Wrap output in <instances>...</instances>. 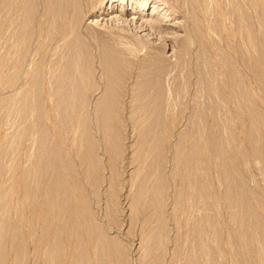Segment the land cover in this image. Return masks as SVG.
<instances>
[{
	"label": "rangeland",
	"instance_id": "rangeland-1",
	"mask_svg": "<svg viewBox=\"0 0 264 264\" xmlns=\"http://www.w3.org/2000/svg\"><path fill=\"white\" fill-rule=\"evenodd\" d=\"M23 1L0 0V96L14 89V87L11 89L8 87L7 89L6 86H2V82L3 74L5 73L4 69L11 74L14 71V63L17 59H20L23 65L21 70H19V79L21 81L19 80L17 85L21 82L23 85L27 79L31 81L30 76L34 75V77L37 76L42 80L41 89H47L50 75L56 71L55 64L56 62L58 63L60 56L58 53L62 52L61 45H59L62 41L59 35L55 32L49 35L48 31L44 32V29H39V27L31 36L28 45L22 47L23 45L21 44L22 46L18 45L19 48H16V30H18L16 21L19 22L20 19L24 20L25 18L26 20L31 19L27 12L25 14L29 15V18L26 15V17L24 16L25 18L22 16L24 13H22L23 10L20 7L22 4L20 2ZM40 2L41 0H36V15L38 17L44 11ZM109 2L117 6L119 10L108 9L106 11ZM78 3L84 12L80 32H83L86 23L92 20L91 22L96 25L94 27L97 30L112 29L116 35H121L125 40L127 39L131 50L138 51L142 45L145 44L147 46V41L154 43L153 50H151L153 53H150L154 54V51L160 48L170 62L169 70H166L167 72H165L163 79L166 98L165 103H162L163 130L162 133L160 132L162 167L164 168L161 171L164 175L163 192L165 191L160 201L162 219H159L156 213V200L153 197L146 196V191L140 189L135 176L137 172L145 170L147 143L151 140L150 136L145 137V145L141 143L140 146L139 141L142 139V134H140L139 128L142 121L137 117L135 118L133 113L131 114L133 112L131 107L133 108L134 103L127 96V92L130 90L129 84L134 77L135 68L127 67L123 74L125 82L120 91L124 96H121L117 102L118 121H114L117 140L112 146L105 141L102 128L98 127L96 120L92 117V106L94 105L92 100H95L102 87L101 85L99 86L101 83L98 82L100 70L97 65V54L96 51L91 50L90 69H94L96 78L94 83H98L97 88L96 86L94 87L96 89L93 92L94 96L90 97L91 101H88V110L89 112L92 111V113H88L89 130L96 142L93 146L94 150L96 149L95 153H97L99 163L95 171H93V179L85 173V165L88 164V161L83 159L82 155H77L73 142V138L78 137L81 133V129L77 126L79 125L80 106H76L68 114L57 112L55 110V98L49 99L45 93H43L41 98V120L49 138L52 142L55 141L59 145L61 144V148L69 160L71 159L72 164L74 163L72 175L67 176V178L69 177L68 184L72 185L74 189L75 186L82 189L87 205L91 210V218H93L103 233H107L108 237L115 239L120 245V249H114L113 252V257H115L117 264H183L184 262L186 263L189 251L195 261H197V264H208L210 261L205 257L207 255L204 250L201 256L200 253L195 255V252L191 251L192 247L190 246L195 238L194 229L200 220L202 221V239L206 247L215 254V264H261L258 256L255 254L250 256L243 250L240 244L241 232L237 225L229 219L233 217L232 214L236 208L232 207L231 200H226L224 196L227 182L221 178L222 173L220 170H222V167L217 165L219 163H215L214 160L218 134L214 131L212 124L215 119L222 125L223 131H221L220 136L226 145L223 156L234 167L236 183L240 186L242 185L246 191L249 190L253 204L256 205L255 200L264 202V83L260 82V80H264V0H160V8L164 7L166 15H170L169 17H166V15L163 17L164 19L166 18L167 25L162 30H159L157 26L146 25L143 31L134 27V25L124 24L114 26L116 29L114 27L110 28L109 21L107 22L110 14L129 18L131 16L129 10L133 8L131 0H78ZM239 8L242 9V12H245L248 18L250 30L255 40L254 45L244 34L239 17ZM145 10L146 12L149 11L147 8ZM136 14L134 13V15ZM44 19L45 16L41 19L42 27L44 26ZM94 19H98V23H93ZM186 37L188 38V43L184 47L182 40ZM181 44L182 46H180ZM135 47H139L137 48L138 50ZM201 50L208 59V73L206 76L209 78L201 77L196 71V57L198 56V51ZM140 56L141 54L138 55V58ZM253 61L255 63L254 66L251 65ZM228 67H233L232 69L236 72L237 82L242 84L241 86L253 98V106L261 118L259 137L256 139V149L254 148L256 155H252V147L249 146L246 135L250 118L242 108L241 110H236V99L230 94L233 86L225 73ZM170 69L173 70L171 71ZM256 75L260 79V84L256 80ZM168 78L172 80L167 81L169 80ZM21 84L20 86H22ZM179 85L183 88L181 89ZM171 86H173L172 89L175 88L176 90H172ZM88 90L92 91L93 87L90 89L89 86ZM121 92L120 94H122ZM192 103H198L200 106L205 103L207 118L203 120V123L205 122L204 124H206V136L209 140L206 153L200 154L201 162L198 165L199 168L196 167L195 171L192 170L193 172L188 174L185 168L183 169L182 167H184L183 163L186 162L187 154L185 155V153L191 145L190 142L195 140L198 149L204 144L200 136H191V138L189 137L187 141L182 143L183 145H177L176 134L188 123L191 106H193ZM35 107L36 103L33 101L27 104L26 109L16 101H9L0 109V217L5 216L8 219V223L5 226L8 227L5 229L2 241L0 239V264H13V259H16L20 264H34L37 259L39 264L42 262L41 253L43 249L36 252L37 249L33 247V243L39 239V233L44 224L37 215L34 216L35 218L32 216V205L30 207L22 196L24 184L19 183L20 175L26 170L30 171L31 174L35 165L31 157H34L35 140L38 131L35 123L37 114ZM215 111L216 118L212 115ZM172 114H175L173 120H171ZM210 115L212 116L210 117ZM138 146L140 150L137 148ZM179 147L183 148L180 149ZM177 148L179 149L177 150ZM140 161L143 162L141 163ZM15 175H17L16 178ZM189 176L191 180L195 176L197 179L196 185L191 180L189 182L186 181ZM85 178H88V180ZM153 179L152 177L149 181ZM194 187H198L201 190L200 196L197 197L198 192H196ZM109 188L111 190L110 193H108ZM36 200L34 199L35 202L39 201ZM2 203H7L6 208L2 206ZM32 217L35 220L34 225L33 222L31 224L34 228L31 229L29 221H31ZM67 217L68 215L63 216V218ZM210 217L214 221V227H216L215 233L211 232L209 225L206 223L207 218ZM78 220L80 221V219ZM55 222L56 220L50 221V232L54 230ZM246 222L248 228V219H246ZM162 223L165 226V232L161 239V245H159L160 248L159 246L148 247L146 243L151 232L157 227H161ZM150 230L151 232H148ZM33 231L35 233L34 236H32ZM77 231L79 236L82 237V251L85 256V263L96 264L95 256L93 258V255H95L94 243L90 241L91 237L87 234L81 222H78ZM50 235L52 236L51 233L46 235L47 237L45 236L46 238H43L42 242L49 239ZM62 240H64V234L62 235ZM145 249L147 250L145 251ZM62 253L60 258L62 264H69V249H64ZM199 256L201 258L204 256V258L201 259ZM39 259L41 260L40 262ZM103 259L108 264L111 263L109 257L103 256ZM55 263L57 264L58 261Z\"/></svg>",
	"mask_w": 264,
	"mask_h": 264
},
{
	"label": "bare ground",
	"instance_id": "bare-ground-1",
	"mask_svg": "<svg viewBox=\"0 0 264 264\" xmlns=\"http://www.w3.org/2000/svg\"><path fill=\"white\" fill-rule=\"evenodd\" d=\"M20 3L22 4V5L19 4L21 5L20 6L21 10H23L22 13H24L22 14V16L24 17L26 15L25 12H27V14L31 16V19L28 17L29 15L28 16L26 15L29 19L26 20L25 18L26 16H25L24 20L20 19L19 22L16 21L18 23L17 24L18 30H16V41H15L16 46H17L15 47L17 49L19 48L18 45L22 44L23 45V46L21 45L22 47H24L25 45H28V41L30 40L33 33L36 31L37 27H39V29L43 28L44 32L48 31L49 35L50 33L55 32L56 34L59 35L62 41L61 44H59L61 45L62 52L58 53V55L60 56L58 59V63L56 62L55 64L56 71H54L53 74L51 73L50 75L51 77L49 79L47 89L46 88L41 89L40 84L42 80L38 78L37 76L34 77V75L30 76L31 81L27 79L23 83V85L21 84L22 82L20 83L22 86H20V84L17 85L18 81L19 80L21 81V79H19L20 77L19 70H21V66H23L20 59H19L20 61L18 59L15 60L14 71L11 74L8 73L5 69H4L5 73L3 74L2 86H6L7 89L8 87L10 89L14 87V89H12L11 92L2 94L0 96V109L1 107H4L6 102H9V101H16L20 103L21 105H23L25 109L27 107V104L30 101H33L36 103L35 112L37 114H36L35 123H36L38 131H37V134H36L37 137L35 140L34 157L30 155L32 159L34 160L35 165H34V168L32 169L31 174H30V171L26 170L23 173L21 172L22 174L19 177V183L24 184V192L22 194L23 199L28 202L30 207L32 205L31 207L32 216L34 217L37 215L38 218L41 219L44 224L42 225L41 231L39 233V239L33 243L34 245L33 247L37 249L36 252L43 249L41 253L42 254L41 264H56L55 263L56 261H58L57 264H62V260L60 258H61V255L63 254L62 252H64V249H67V248L70 251L69 264H86L85 256L82 251V244H83L82 237L79 236L78 231H77L78 222L79 223L81 222L84 225L85 230L87 231V234L91 237V240L90 239L89 240L93 241L94 243L95 255H93V258L95 256L94 260L96 264H108L103 259V256L109 257L110 262H111L110 264H117L115 257H113L114 256L113 252H114V249H120L119 248L120 245L116 242L115 239L108 237L106 235L107 233L106 234L103 233L100 227L95 223L93 218H91V210L89 206L87 205V202L85 200V195H83L82 189H80L79 187L77 188L76 186L74 189L72 185L68 184L69 177L67 178V176L72 175L74 163L72 164V162L70 161L71 159L69 160L68 156L61 148V144L59 145L55 141L52 142L51 139L49 138L43 126L44 124H42L43 122L41 120V114H42L41 98H42L43 93H45L46 97L49 99L55 98V101H56L55 110L57 112H63V113L68 114V113H71V111L76 106L78 105L80 106L81 110L79 109L80 115L78 116L79 125L77 126L81 129V133L79 134L78 137L73 138V142L76 147L75 151L77 155H82V158L88 161V164L85 165L86 170L84 171L88 175V177L91 176L90 178H92L93 171H95V168L97 167V165H99V163H98V156L96 155L97 153H95L96 149L94 150V146H93V144L96 142L93 139L94 137L91 136L90 130H89V114L90 112L92 113V111L89 112L88 110L89 109L88 101H91L90 97L94 96L93 92H95L96 90L94 89V87L96 86L97 88V84H98L96 82L94 83V79H96L94 75V69H90L91 50L96 51V54H97V58H98L97 65L100 70L98 82L101 83L99 84V86L101 85L102 87L101 91L98 92V94L96 95L95 100H92L94 102V105L92 106L93 107L92 117H94V119L96 120L98 127L102 128L103 133L105 135V141L112 146H114L117 140L116 133H115L116 125L114 123V121L115 122L118 121L117 102H118V99L121 98V96H124V94L120 91V88L125 82L123 78V74L126 71L127 67H134L135 73H134L133 79H131V82L129 84L130 90L129 92H127V96L132 101V103H134L133 108L131 107V109H133V112H131V114L133 113V116L135 118L137 117L141 119L142 121V124L139 128L140 129L139 132L140 134H142V139L139 141L140 146H141V143L142 145L143 144L145 145L146 143L145 140L148 136L151 137L150 142L147 143L148 150H147V156L145 159L147 161L146 167L144 168L145 170L141 172L140 171L137 172L135 176L138 180L140 189L146 191L147 193L146 196L153 197L156 200L155 202L157 204L156 213L158 214L159 219H162V216L160 215V212H161L160 211L161 210L160 201L165 191L163 192L164 175L162 174V171H161L164 168L162 167L163 158L161 155L160 132L162 133V130H163V127H162L163 117L161 116L162 110H163L162 103L165 101V98H166L165 93H164L165 85H164L163 79H164L165 72H167L166 70H169L168 68L170 67V62L164 55V52L162 51V49L160 48L154 51V54L150 53L152 52L151 50H153L152 47L154 43L147 41V46L149 48L144 44L140 48L137 47L139 48V50L135 47L138 51L131 50V48L128 46L129 44H128L127 39L125 40L123 36L121 35H116L115 31H112V29L110 30L106 29L105 31L97 30L94 27L95 24L94 25L92 24L91 22L92 20L90 22H87L86 26L84 27V31L80 32L81 23H82V15L84 14V12L80 8L78 0H41L40 4L43 6L44 11L43 13H41L43 15L41 16L40 14L39 17L36 15V12H37L36 0H24L23 2H20ZM131 3L133 4L132 5L133 8L129 10L130 11L129 13L131 14L129 18H122V17H119V15L116 16L115 14H112V15L110 14V16L107 18V22L109 21L110 28L114 26L116 27L119 24H124V25H134V27L141 29L143 31L146 25L157 26L159 30H162V28L165 27V25H167L165 21L166 18L165 19L163 18L166 15V10L163 9L164 7L160 8L161 6L160 0H155L151 2L147 0H131ZM113 5L114 4L109 2L106 8V11H108V9H115V11L119 10L117 6L115 5L113 6ZM146 8L149 10L148 12H146L145 10ZM34 9H35L34 11L35 13L33 12ZM239 11H240L239 17L242 23L241 25L243 26V29H244V34L250 40V42L253 43L252 45H254L255 40H254L253 33H251V30H250V23L248 21V18L245 15V12H242V9L239 8ZM134 13H137V14L134 15ZM99 15L101 14L99 13ZM43 16H45V19L43 21L44 26L42 27L41 19ZM169 16L166 15V17H169ZM36 17L38 18L36 19ZM35 19H36V22H35ZM97 20L98 19H94L93 23L95 22L98 23ZM214 26L217 27L216 24H214ZM45 37H48V36H45ZM187 40L188 38L186 37L184 40H182L183 42L181 41L185 45L184 47H186V44L188 43ZM180 46H182V44ZM140 54L141 56L140 58H138V55ZM197 55L198 56L196 57V63H195L196 71L201 77L203 76L207 77L206 75L208 73V59L206 58L202 50L198 51ZM178 58L180 57L178 56ZM251 65L252 66L255 65L254 61ZM232 68L228 67L227 70L224 69L226 70L225 73L227 74V77L229 78L231 85L233 86V89H231L230 94L232 95V97L234 96L236 99V110H241L242 108L243 111H245L250 118V124L247 129L248 132L246 135H247L248 143L250 144L249 146L252 147V155H256L254 148H255L256 139L259 137V131H260L259 124H260L261 118H260L258 111L253 106V100H252L253 98L249 95V93L245 90V88L241 86L242 84H239L237 82L236 72ZM171 71H168V72H171ZM171 75L169 76L171 77ZM168 79L169 80L167 81L172 80V79L170 80V78ZM205 80L207 81V79ZM256 80L259 84L260 82L264 83L263 82L264 80L261 81L257 77V75H256ZM89 86H90V89L91 87H93L92 91L88 90ZM172 87L173 86H171V89ZM205 87H209V86H205ZM120 92L122 94H120ZM170 92L172 91L170 90ZM168 100H171V99H168ZM204 105L205 103L202 106ZM202 106H200L198 103H194L193 106H191L192 108H191L189 120L187 119L188 123L177 132L176 134L177 137L175 136L177 138V145H180V146L183 145L182 143L187 141L189 137L191 138V136L192 137L200 136L204 141L203 146L199 147L198 149L197 144L195 140L193 139L194 141L190 142L191 145L188 148L187 152L185 151L186 152L185 155L187 154V158L185 157L186 162L183 163L184 167L182 168L183 169L185 168L188 174L196 170V167H198V165L201 162L200 154L201 153L204 154V152L206 151V148L208 147L207 145H208L209 139H207V136H206L207 127H206V124H204L205 122L203 123V120L207 118V110L205 109V106L204 107ZM215 113L216 111L214 112V114L212 113L213 117H215ZM34 115H33V118H34ZM212 115H210V117ZM174 116L175 114L171 115V120H173ZM201 123L203 124L201 125ZM212 125H213L212 127L214 131L218 134L217 136L214 133V135L217 136L216 138V148L217 149H216V153H214L216 155L214 160H215V163L216 162L219 163L217 165H220L222 167V170H220L222 173L221 178H223L227 182V186L225 185L226 189H225L224 196L226 200L230 199L231 206L236 208L235 212L232 214L233 217L232 218L230 217L229 219L232 220L237 225V228L241 232V236H240L241 243L240 244L242 245L243 250L246 253H248L250 256H253L254 254L258 256L260 263L264 264V202L260 200H255L256 205L253 204V202L251 201L252 197L250 198V193L248 192L249 190L246 191L242 185L240 186L239 184L236 183L235 177H234V167L232 166V163L228 161L227 159H225V156H223L226 145L223 141V138L220 136L221 131H223L222 125L219 123V121H215V119ZM137 148L139 149V146ZM179 148L182 149L183 147L182 148L179 147ZM179 148H177V150ZM145 149H146V146H145ZM177 163L179 164V162ZM16 176L17 175H15V178ZM152 177L154 179L152 181H149L150 178ZM85 179L88 180V178H85ZM190 180H191L190 176L186 178V181L189 182ZM191 182H193L194 185L197 184L196 183L197 179L195 178V176L192 177ZM73 183L75 184V182ZM195 189H196V192H198L197 197L200 196L201 190H199L198 187H196ZM110 192L111 190L109 188L108 193ZM34 199H37L39 201L36 200L37 202H35ZM33 201L35 204L33 203ZM2 206L6 208L7 203H2ZM66 215H68V217L63 218V216H66ZM33 217L31 221H29V226L31 229L34 228L33 225H34L35 217L34 218ZM197 218H198V215H197ZM78 219H80V221ZM246 219H248V222H249L248 228H247ZM52 220L53 221L56 220L55 222L56 225L53 228L54 230L50 232L51 228L49 224H51L50 221ZM19 222H20V219H19ZM32 222H33V225L31 226ZM198 222L199 223L198 224L196 223L197 226L194 229V237H195L194 242L192 243V245H190L192 247L191 251L195 252V255L200 253V256H201V253L204 250L205 254L207 255V256L205 255L204 256L207 257V259L211 262V264H215V261H214L215 254H213V252L206 247L205 242L202 239L203 237L202 236V226H201L202 221L200 220ZM7 223H8L7 217L1 216L0 217V239L1 241L3 239L2 237L4 236L3 234L5 233V229L8 227V226L5 227ZM206 223L209 225L211 232L215 233L216 227H214V221L212 220L211 217L207 218ZM49 232L52 234V236L50 235L51 237L49 239H46V241L42 242L44 240L43 238H46L47 237L46 235L50 234ZM148 232H151V230ZM164 232H165V226L162 223L161 227H157L155 230H153V232H151V235L149 233L150 237L148 239V242L146 243L147 246L150 248H153L154 246L158 247L159 245H161V239L163 238ZM34 234L35 233L33 231L32 236H34ZM63 234H64V240H62ZM35 240H36V237H35ZM146 250L147 249H145V251ZM204 256H202V258H204ZM158 258H159V255H158ZM186 258H185L186 263L184 262L183 264H197V261H195V259L191 256L190 251ZM37 260L35 261L34 264H39ZM13 261H14L13 264H20L16 259H13ZM40 261L41 260L39 259V262ZM67 262H68V259H67ZM210 262L208 264H210Z\"/></svg>",
	"mask_w": 264,
	"mask_h": 264
}]
</instances>
